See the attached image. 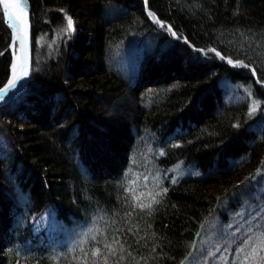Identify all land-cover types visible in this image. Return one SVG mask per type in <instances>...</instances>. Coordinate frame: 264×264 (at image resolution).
Listing matches in <instances>:
<instances>
[{
  "label": "trees",
  "instance_id": "trees-1",
  "mask_svg": "<svg viewBox=\"0 0 264 264\" xmlns=\"http://www.w3.org/2000/svg\"><path fill=\"white\" fill-rule=\"evenodd\" d=\"M26 1L30 77L0 106V264H233L264 219V189L241 184L264 173V0ZM9 34L0 19V88ZM45 211L61 234L34 233ZM212 221L235 235L208 256Z\"/></svg>",
  "mask_w": 264,
  "mask_h": 264
},
{
  "label": "snow or ice",
  "instance_id": "snow-or-ice-1",
  "mask_svg": "<svg viewBox=\"0 0 264 264\" xmlns=\"http://www.w3.org/2000/svg\"><path fill=\"white\" fill-rule=\"evenodd\" d=\"M0 5H3L4 14L7 17L8 20V28L11 29L10 32V39L12 43L9 45V47H14L17 40L20 41L21 49L24 47L25 43V35L22 33L24 32V26L26 25V5H22L20 0H0ZM149 17L153 19L154 22L159 23L161 27H164V23L159 21L158 18L155 16L154 13L149 12ZM0 19H3V17H0ZM65 19L67 20V26L65 29V32L70 33L73 30V23L72 19L69 16H65ZM168 30L172 31L171 26H168ZM172 34L175 36L176 33L172 32ZM209 51H215L214 49H210ZM3 52H0V55H3ZM15 56V53H13ZM216 55H220V53H216ZM222 59L224 57H221ZM229 64H233V61L229 59L227 61ZM233 66H243L247 67V65H244L243 62L238 61ZM17 63L14 59L11 65V78L8 79L7 84L4 88H0V100H3L5 95L8 94L10 90H15L19 86V82L27 77L29 75L27 60L24 58L19 66V74H17ZM255 74V70H252ZM260 170L257 169V174H259ZM247 179V178H246ZM134 183V182H133ZM175 183V181H173ZM129 191H132L130 188ZM167 192V188L163 189L162 192H157L156 196H162L164 193ZM133 199L138 200V197H133ZM153 203H159L158 200H156L155 197H153L152 200ZM151 203L144 204V203H138L136 207H139L141 209L144 208H151ZM261 212H264V208L259 209L256 213V215H259ZM259 227V225H257ZM244 247L238 248L236 250V257L237 260L233 261V264H237V261H239V264H248V261L256 258L261 261V264H264V256H260L259 253L261 251H264V231L259 232L256 234V239L253 241L252 237L249 236L245 241H243ZM106 248H109L111 250L110 245H105ZM100 254V249L97 248L94 252H92L93 256H97ZM111 254H115L114 251H111ZM123 259V257H121Z\"/></svg>",
  "mask_w": 264,
  "mask_h": 264
},
{
  "label": "rangeland",
  "instance_id": "rangeland-1",
  "mask_svg": "<svg viewBox=\"0 0 264 264\" xmlns=\"http://www.w3.org/2000/svg\"><path fill=\"white\" fill-rule=\"evenodd\" d=\"M158 27H160V26L158 25ZM8 51L10 52V55H11V64H12L13 55L11 54L10 47H8ZM212 54H214V53H212ZM11 64L9 66L8 78L10 75ZM233 64H235V63H233ZM233 64H231L229 66L234 68V69L241 67V66H235L234 67ZM228 93H229V90H228ZM156 180L157 179H155V181ZM243 180L244 181L241 182V184L243 183L245 186L250 184L251 186L253 185V186L259 187V190L264 189V173L259 172V174H257V169L256 170L254 169L248 176L245 175V178ZM153 183H155V182H153ZM247 189H245V190H247ZM211 218L213 219V217H211ZM233 220L236 222L238 221L237 224L239 223V226H241L240 224L242 222H244V220L242 218L233 219ZM217 225H218V223L215 221L205 222V224L201 228V232L199 235V238H200L199 239V246H202V245L207 246L206 251L209 254L208 256L213 255V253H214L213 250L219 245V243H221V241L223 240L224 237L226 238V239H224V241L226 243L228 241L227 238H230L231 236L235 235V233H233L234 229H230V227H227L225 230V233H221V231H219L222 236H221V238H217V236H216V232L218 231ZM33 226H34V233L38 234V233L43 232L44 235H47L50 237L53 234L58 235V234H61L63 232L61 226L59 225L58 221L54 217V214L50 211H45L42 214H40L39 216H37L34 219ZM261 229H262V231L264 230V219L261 222ZM255 239H256V237L254 236L253 241H255ZM245 240L246 239H244L243 241H245ZM243 247H244V245H243ZM263 254H264V251H261L259 253L260 256H263ZM200 256H202V255H200ZM200 256H198V254L191 255L182 264H204L203 262L199 261ZM208 258L209 257H207V259ZM251 261H252L251 264H261V261L259 259H256V258L251 259Z\"/></svg>",
  "mask_w": 264,
  "mask_h": 264
},
{
  "label": "water",
  "instance_id": "water-1",
  "mask_svg": "<svg viewBox=\"0 0 264 264\" xmlns=\"http://www.w3.org/2000/svg\"><path fill=\"white\" fill-rule=\"evenodd\" d=\"M20 2H21L22 5H26V16H25V19H26L27 23L24 26V32L22 33L23 35H25V43H24L23 49H21V45H20V41L19 40H17L16 43H15L16 56H17L18 66H20L21 61L24 58H26L27 65H28V70H29V75L19 82V86L17 87V89L10 90L8 92V94L5 95L4 99L0 100V106L6 104L8 102H11L15 98H17L22 93V91L24 90V88H25V86H26V84H27V82L29 80V77H30V71H31V67H30V64H31V46H32V38H31V9H30V6H29V4L27 3L26 0H20ZM0 8H1L2 14H3L4 25L7 27L9 32H11V29L8 28V26H7L8 25V20H7V17L5 16V14H4L3 5H0ZM11 43H12V41H11ZM10 51H11V54L13 55L14 51H13V49L11 47H10ZM229 65H231V64H229ZM240 68L251 71V69L248 68V67L241 66ZM10 75H11V67H10ZM10 75H9L8 79H10ZM253 78L256 79L255 76H253ZM8 79H7V81H8ZM7 81L1 88L5 87V85L7 84ZM262 87H263V85H262Z\"/></svg>",
  "mask_w": 264,
  "mask_h": 264
},
{
  "label": "bare ground",
  "instance_id": "bare-ground-1",
  "mask_svg": "<svg viewBox=\"0 0 264 264\" xmlns=\"http://www.w3.org/2000/svg\"><path fill=\"white\" fill-rule=\"evenodd\" d=\"M15 53V56L13 55V60L15 59L16 60V63H17V66H18V61H17V56H16V46L14 47H11ZM12 60V62H13ZM19 73V66L17 67V74ZM11 75H12V72H11ZM11 75H10V78H11Z\"/></svg>",
  "mask_w": 264,
  "mask_h": 264
}]
</instances>
